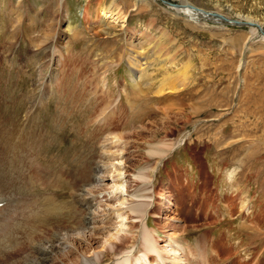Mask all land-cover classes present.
<instances>
[{
  "label": "rangeland",
  "instance_id": "374dc122",
  "mask_svg": "<svg viewBox=\"0 0 264 264\" xmlns=\"http://www.w3.org/2000/svg\"><path fill=\"white\" fill-rule=\"evenodd\" d=\"M112 1L0 0V129L46 211L0 264L56 236L42 264H264V0H115L105 26Z\"/></svg>",
  "mask_w": 264,
  "mask_h": 264
},
{
  "label": "bare ground",
  "instance_id": "6f19581e",
  "mask_svg": "<svg viewBox=\"0 0 264 264\" xmlns=\"http://www.w3.org/2000/svg\"><path fill=\"white\" fill-rule=\"evenodd\" d=\"M116 7H118V3H116V1L113 0L110 6L101 7L99 9V12H100L99 17H101V18H99V20H100V22H102V24H104L105 26H110V25H112L111 22L114 19L118 18V17H115L116 16V12H115ZM178 10L192 14V15H195L197 13L200 14L202 12L201 7H199V8L197 6L195 7L192 4H190L189 2H188V4H184L183 6L178 7ZM203 10H204L203 12L206 14L208 12H210V11L205 10V9H203ZM245 18H247V20H253V21L255 20L249 16H245ZM111 19H113V20H111ZM256 22L258 23L257 20H256ZM68 26H69V28H71L70 25H68ZM146 37H149V36H147V35L145 36V34L140 33L139 35L128 36L127 41H126V43H127L126 56H127L128 65L132 68V71H134L135 74L137 73L138 79H140L142 76V72H141L142 70L140 67L141 66L140 62L143 58H145L144 57L145 55L140 54L138 49L141 48V46L146 41H148V38H146ZM137 86H138V84H137ZM4 113H6V112H4ZM5 118H7V117H5ZM5 118L3 116L2 119H0V120L7 122L9 120V118H7L8 120ZM2 121H0V122H2ZM1 125H3V123H1ZM5 126H6V123H5ZM4 130L1 131V129H0V131H1L0 132V201H3L2 205L0 206V258H1V256H3V255H1V253L6 254L10 250H11V253L20 251L26 245L25 244L23 246L25 241L28 243L31 241H35L33 239V237H34L33 235H34V231H35V229H34L35 221L36 220L37 221H46L45 220L46 211L45 212H37V210H35V208H42V206H43L42 194H44V193H43V190L40 186L30 188V183H31L30 175L32 174L31 173L32 169L30 170L29 167L31 166V161L29 159H26V156H23L22 159L20 158V153H23V152H21V150L24 148V146L21 148H18V145L16 144V142H14L15 139L14 140L12 139L13 134L9 133V131H8V130H10V128H8L7 131H4ZM10 132H12V131L10 130ZM15 133H18V131L16 130ZM31 137L33 139H35L38 136H37V134H33ZM31 147L33 149H28L25 152L26 154L29 153L31 155H35L37 153H40V150L38 148L36 149L35 144H32ZM37 161H42V162H45L48 165H50L48 163V160L46 159V156H43V155H42V158H38ZM50 169L53 172V167L51 165H50ZM52 172H51V174H52ZM52 176H53V174H52ZM49 196L51 198H53L51 194ZM30 200L32 201V204L30 205V207L34 204V208L33 209H24L22 211L21 218H22V222H23V218L28 217V216H32L33 221H31L27 224L23 223V224L18 226V224L14 223L16 220L13 217V208H16V209L21 208V207L24 208V206H27V204L29 203ZM55 209H56V207L51 209V210H55ZM140 209H142V210L145 209V206L143 203L135 205L132 208V210L134 212H136ZM48 213H50V211ZM20 226H22V227H20ZM58 238H59V236L52 237L50 240L47 241V244L45 246H42L40 244L41 242H43L42 240L39 241V243L36 242L34 244L36 248L38 246L39 250H42L43 253L46 252V254H48V255H45V257L43 256L40 259V262L37 261L38 263H35L36 262L35 261L34 262L35 264H42V262H44L48 258L50 253L55 252L58 249H60V247L58 246V243H57ZM27 240H29V241H27ZM146 242L149 243L151 241H148L146 238L145 243ZM37 243H38V245H37ZM14 245L17 247H18V245H20V249L18 250ZM127 262H129V259L123 260L122 263L125 264ZM129 264H130V262H129ZM163 264H165V263H163Z\"/></svg>",
  "mask_w": 264,
  "mask_h": 264
},
{
  "label": "water",
  "instance_id": "95a60500",
  "mask_svg": "<svg viewBox=\"0 0 264 264\" xmlns=\"http://www.w3.org/2000/svg\"><path fill=\"white\" fill-rule=\"evenodd\" d=\"M196 7V6H195ZM235 22L236 23H243V22H245V23H248V24H258V25H260L259 23H257L256 21H253V20H245V21H241V20H239V19H235Z\"/></svg>",
  "mask_w": 264,
  "mask_h": 264
}]
</instances>
